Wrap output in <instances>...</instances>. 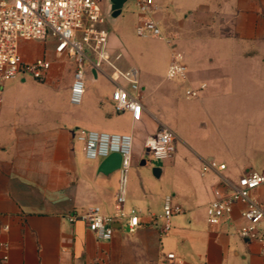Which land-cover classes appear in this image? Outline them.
Here are the masks:
<instances>
[{
    "label": "crops",
    "instance_id": "obj_1",
    "mask_svg": "<svg viewBox=\"0 0 264 264\" xmlns=\"http://www.w3.org/2000/svg\"><path fill=\"white\" fill-rule=\"evenodd\" d=\"M167 2L170 0L161 1L155 17L160 24L161 18H167L179 32L178 38L162 27L166 34L177 36L185 54L186 82L166 79L171 60L168 43L145 38L162 41L167 48L160 71H152L144 64L151 50L139 53L130 49L124 29L118 27L123 9L108 20L119 33L110 34L109 47L122 53L120 66L138 70L139 65L146 66L141 74L139 71L144 104L140 120L134 121L128 111L106 108V101L113 103L115 85L101 72L88 71L87 75L100 84L109 80L111 95L105 99L99 94L87 108L83 101L72 105L68 99L74 110L59 109L55 104L41 111L14 110L5 96L6 83L12 79L5 83L0 102V241L8 247L0 248V264H264L258 243L236 232L244 223L242 204L235 205L231 222L212 225L206 216L214 188L223 186V177L237 181L244 173L264 169V0H197L185 3L176 13L168 12ZM183 14L186 21L179 29L173 21ZM107 27L111 29L109 23ZM203 40L215 41L217 48L196 51L195 41ZM50 45L54 56L72 60V83L74 59L57 54L52 40ZM21 80L26 82V76ZM203 82L206 89L193 99L207 110L210 120L199 119L198 127L211 126L224 149L204 151L192 137L178 135L197 158L191 175L189 171L176 175L168 189L153 183L154 177L162 179L169 170L177 171V151L172 158L159 161V177L148 174L129 181L125 209H140L135 232H129L126 219L117 218L113 237L100 240L83 221H71L72 213L92 206L114 215L119 177L112 165L102 166L105 158H86L77 129L131 133L145 147L149 135L162 124L170 125V112L178 109V100H191L185 95L186 88ZM255 85L261 86L259 92L253 91ZM122 120L129 126H122ZM209 158L225 163L226 168L203 175V162ZM168 193L174 195L183 212L172 217L170 231L163 233L161 215ZM255 194L264 200V185ZM169 253L175 258H168ZM3 254L8 255L7 260H2Z\"/></svg>",
    "mask_w": 264,
    "mask_h": 264
},
{
    "label": "built area",
    "instance_id": "obj_2",
    "mask_svg": "<svg viewBox=\"0 0 264 264\" xmlns=\"http://www.w3.org/2000/svg\"><path fill=\"white\" fill-rule=\"evenodd\" d=\"M138 9L135 32L138 36L155 37L164 40L171 47V60L167 68L166 79L170 81H188V67L183 51L178 47L176 35L166 34L155 17L161 10L162 0H133ZM111 16L106 4L99 0H0V102L3 100L5 83L20 73H30L34 78L44 81L51 68L52 61L46 56L33 60L26 59L21 53L23 41L39 40L54 42L57 54L74 59L76 69L70 86L69 100L72 105H80L86 90L88 71L105 74L115 85L112 101L117 111H128L132 119L142 118V83L136 67L124 69L119 61L121 52H112L109 47L110 31L107 27ZM207 83L188 86L185 95L189 99L198 98L206 89ZM175 133L166 124L149 135L145 140L146 159L165 161L173 157ZM77 138L83 144L84 154L89 160L106 158L112 153L121 155L118 170L115 214H106L100 207L72 213L71 221L81 220L100 240L113 237V223L117 218L126 219L129 232H135L140 224V209H125L129 193L130 167L132 163L133 135L131 133L78 128ZM225 163L215 158L204 160L202 174L212 170L222 171ZM223 186L214 188V198L207 205V221L212 225L233 220V211L237 203L242 204L240 216L244 220L237 229L243 239L258 243L264 255V200L255 190L264 185V169L251 170L242 174L237 181L222 178ZM183 212L174 202V195L168 193L163 200L162 232L168 233L172 227V217ZM5 229H8L5 226ZM7 242L0 241V248L6 249ZM8 255L3 254L2 260ZM168 258H175L169 253Z\"/></svg>",
    "mask_w": 264,
    "mask_h": 264
},
{
    "label": "rangeland",
    "instance_id": "obj_3",
    "mask_svg": "<svg viewBox=\"0 0 264 264\" xmlns=\"http://www.w3.org/2000/svg\"><path fill=\"white\" fill-rule=\"evenodd\" d=\"M105 5V0H99ZM197 0H170L165 4L168 12L176 13L177 9L182 7L185 3H194ZM138 16V9L135 6L133 0H128L125 4L123 11L120 16V24L118 27H122L127 35V43L129 48L135 50L136 52H142L146 49L151 50L152 54L149 57L144 58V64L149 66L150 70L159 72L162 64L165 62L167 55L166 44L162 41L154 39H145L139 37L135 32V23ZM174 24L180 26L182 21H186L184 14L176 16ZM161 26L166 27L168 33H175L178 38L180 37L179 32L175 29L173 24L168 23L167 18H161ZM111 26L110 34L118 33L117 26L115 24H110ZM177 38V39H178ZM197 46L195 50L206 52L210 49L217 48V43L215 41H195ZM45 42L39 40L23 41L20 46L21 53L26 56L27 59L33 60L38 57L46 56L52 60L51 68L48 75L44 81L34 78L30 73H20L17 78H14L6 83L5 96H7L8 105L18 111H41L48 109L49 104H55L59 109L74 110L70 104L67 103L70 94V84H71V68L72 60L69 58H63L60 56H54L51 49V40L44 45ZM181 49V46L178 45ZM182 50V49H181ZM183 51V50H182ZM184 53V52H183ZM146 55V54H144ZM185 55V54H184ZM187 64V63H186ZM140 74L145 71L146 66H138ZM26 76L27 81L23 82L21 77ZM113 85L107 80L103 79L101 84L93 82L87 75L86 78V90L83 99V107L87 108L92 105L95 98L102 94L104 98H108L111 95ZM254 92H259L258 89L261 86H252ZM115 108L112 102L106 101V108L112 110ZM178 109H171L170 125L171 129L175 133V153L179 152V164L177 167V173L169 170L168 173L162 179H156L153 173V167L158 166L159 161L152 160L150 163L144 165L142 161L146 159L145 147L143 143L139 140H133L132 145V163L130 167V181L132 179L138 178L139 176L152 175L154 177L153 183L159 187V189L171 188L173 179L176 175H183L186 172H190L192 164L197 159L195 154L187 149L178 139L179 136L188 135L195 139L198 145L204 151L218 150L222 151L224 149L221 138L219 134L210 127L207 129L198 127V120L201 118L210 120L207 110L202 106L200 102L196 99L186 100L185 98H180L178 100ZM210 110L212 106L210 105ZM177 111V112H176ZM122 126L128 127L129 122L122 120ZM174 153V154H175ZM200 178V176H198Z\"/></svg>",
    "mask_w": 264,
    "mask_h": 264
},
{
    "label": "water",
    "instance_id": "obj_4",
    "mask_svg": "<svg viewBox=\"0 0 264 264\" xmlns=\"http://www.w3.org/2000/svg\"><path fill=\"white\" fill-rule=\"evenodd\" d=\"M108 1L112 3L110 6V9L108 10V14L110 15L111 11L115 10L111 15L113 17H117L121 13L122 8L124 7L125 3L128 0H108ZM142 163L146 165L149 162L147 159H144ZM120 164H121V155L119 153H112L104 159L102 166L112 165L114 170H119ZM153 171H154V175L156 177H159L160 172L162 171V168L156 166L153 168Z\"/></svg>",
    "mask_w": 264,
    "mask_h": 264
},
{
    "label": "flooded vegetation",
    "instance_id": "obj_5",
    "mask_svg": "<svg viewBox=\"0 0 264 264\" xmlns=\"http://www.w3.org/2000/svg\"><path fill=\"white\" fill-rule=\"evenodd\" d=\"M105 4H106V10L108 11V10L110 9V6H111L112 3L108 1V2L105 3ZM122 9H123V8H122ZM114 11H115V10H112L111 13H110V16H111L112 18H113V16H112L111 14H112Z\"/></svg>",
    "mask_w": 264,
    "mask_h": 264
}]
</instances>
